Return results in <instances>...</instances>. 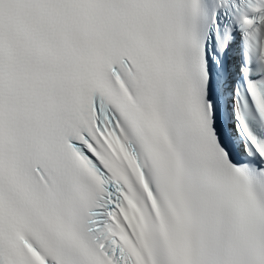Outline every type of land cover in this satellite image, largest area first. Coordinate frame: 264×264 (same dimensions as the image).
I'll return each instance as SVG.
<instances>
[{
  "label": "snow or ice",
  "instance_id": "1",
  "mask_svg": "<svg viewBox=\"0 0 264 264\" xmlns=\"http://www.w3.org/2000/svg\"><path fill=\"white\" fill-rule=\"evenodd\" d=\"M0 264H264V0H0Z\"/></svg>",
  "mask_w": 264,
  "mask_h": 264
}]
</instances>
